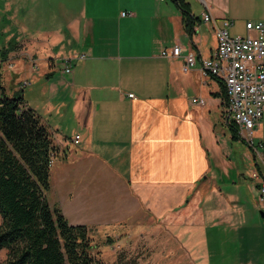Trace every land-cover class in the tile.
I'll use <instances>...</instances> for the list:
<instances>
[{"label":"crops","instance_id":"1","mask_svg":"<svg viewBox=\"0 0 264 264\" xmlns=\"http://www.w3.org/2000/svg\"><path fill=\"white\" fill-rule=\"evenodd\" d=\"M1 1L0 17L5 14L8 25L3 32L11 44L0 83L12 95L23 72L28 86L44 94L46 116L30 107L52 135L54 160L75 166L59 202L66 217L75 214L68 223L102 229L141 216V234L179 231L182 240L147 243L158 249L157 264H264L258 180L236 168V180L227 182L230 192L214 181L211 156L227 159L222 164L228 173L227 146L234 141L230 134L225 138L223 87L198 64L184 72L182 55H161L179 45L198 63L209 58L216 47L214 24L228 19L231 27L245 29L247 21L264 22V0H183L197 18L191 33L173 0ZM204 13L209 22L202 20ZM74 54L84 57L70 73H61L59 60ZM60 88L70 94L67 116L63 102L53 103ZM53 111L71 120L73 136L65 134L68 123L47 117ZM258 122L263 125L264 115ZM261 125L255 126L256 138L264 137ZM75 135L77 148L71 146ZM102 199L110 203L96 210ZM208 229L222 231V239L209 240ZM227 242L234 250L228 251Z\"/></svg>","mask_w":264,"mask_h":264},{"label":"trees","instance_id":"2","mask_svg":"<svg viewBox=\"0 0 264 264\" xmlns=\"http://www.w3.org/2000/svg\"><path fill=\"white\" fill-rule=\"evenodd\" d=\"M173 1L191 33L197 18L183 0ZM8 50H0V69ZM227 124L231 140L246 144L234 122ZM57 154L40 115L19 91L8 95L0 83V251H6L0 264H104L93 252L90 228L69 224L61 209L48 203Z\"/></svg>","mask_w":264,"mask_h":264},{"label":"built area","instance_id":"3","mask_svg":"<svg viewBox=\"0 0 264 264\" xmlns=\"http://www.w3.org/2000/svg\"><path fill=\"white\" fill-rule=\"evenodd\" d=\"M121 15L126 13L122 12ZM202 20L209 22V14L204 13ZM231 26L232 22L228 19H224L220 25L214 24L216 47L209 58H202L199 63L194 53L183 54L179 45L164 49L161 55H182L184 72L198 64L203 73L222 82L227 117L236 125L239 136L245 141L255 161L251 177L258 180V202L264 213V176L260 172V168L264 169V137L256 138L254 134L256 122L264 115V22L247 21L244 35H230ZM83 57V54L62 57L59 60L60 72L70 73L74 62ZM31 68L35 69V64ZM29 83L28 80H23L20 87L24 88ZM191 101L204 104L202 99L192 98ZM72 142L78 143L79 135H75ZM256 163L258 167L255 166Z\"/></svg>","mask_w":264,"mask_h":264},{"label":"rangeland","instance_id":"4","mask_svg":"<svg viewBox=\"0 0 264 264\" xmlns=\"http://www.w3.org/2000/svg\"><path fill=\"white\" fill-rule=\"evenodd\" d=\"M3 5L2 1L0 0V7ZM7 17L5 14H2L0 17V50L4 47L8 48L10 46V40L6 38V33L3 32L4 28H7L8 25L6 23ZM246 33L245 29L242 25L236 24L233 27L229 29L230 35H244ZM65 56V55H64ZM72 56V55H71ZM67 57V56H66ZM4 70H8L10 72V69H7V66L3 64ZM5 73H0L1 79L4 78ZM8 77L7 73L5 75ZM16 77V76H15ZM14 77V80H15ZM18 78L15 81V84L18 85L19 94L23 95L24 101L28 102V106H35L36 108H39V112L46 116V110H44L41 105L44 102V94L38 91L37 86H34L31 88L30 86L21 88L20 83L24 79V73H19L17 76ZM28 78H31L28 76ZM2 87H4L2 85ZM11 89V88H10ZM7 92V90H5ZM13 91V89H12ZM7 94H11L7 92ZM60 102H63L64 105L61 109V112L63 114H67L70 111V94L67 89H59L54 94V101L53 103L58 106ZM46 112V113H45ZM64 115H62L63 117ZM69 116V115H68ZM47 117L50 118L51 121L55 120L57 122H63L66 125L65 134L68 138L74 135L75 130H73V125H71V120L60 118V116L57 115L56 111L50 112L47 114ZM70 117V116H69ZM65 118V117H64ZM259 121V120H258ZM256 122V126L260 124V122ZM258 133L263 132L264 134V122L261 127H259ZM228 134L229 131L225 130V138L228 140ZM222 140V139H221ZM73 148H77L76 144L71 145ZM227 149L229 150V158L231 162L229 161V165H227L226 169L228 173L223 174L224 170V164L223 161H226L224 157H219V159L211 156V162L213 166V170L215 172L216 179L214 178V181L216 180L218 186L226 192H230V185L227 184L230 180H236L237 173L236 168L240 170L248 180H254L255 178L251 177L252 172L254 171L253 166V159L249 157L250 152L248 150V147L239 140H234L232 146L228 144ZM228 163V162H227ZM70 169V170H69ZM75 169V166H66L64 163H61L59 159L54 160L52 163V166L50 168V188L47 192V200L50 206L56 205L59 207V202L62 201L63 197V191L64 186L69 179H71V176L73 174V171ZM263 169V168H262ZM225 172V171H224ZM264 172V169H263ZM64 176V177H63ZM213 184V183H212ZM213 201V200H212ZM211 201V202H212ZM210 202V203H211ZM110 201L106 199H102L100 203H98L95 206L96 210H103L109 204ZM60 208V207H59ZM61 209V208H60ZM68 212V211H67ZM90 212V211H89ZM88 212V213H89ZM263 212V211H262ZM64 214V213H63ZM65 215V214H64ZM67 220H75V214L72 211L67 213ZM260 215V214H259ZM261 220L264 222V217H261ZM140 222V223H138ZM144 218L141 216L139 219L132 222H126V223H120L118 224H107L102 229L100 228H90V236L94 243V249L93 252L97 255V257L104 263V264H157L156 261H154V254L157 248H154L153 244H147L151 240L154 242L155 240H161V239H168L169 241L173 240H182V237L179 234V231H175L173 234L167 231H161L158 233L150 234V233H143L141 234L139 232L140 228H143L144 226ZM147 224L152 223L154 224V219H151L149 221L147 219ZM150 234V238H148ZM177 234V235H176ZM217 235L219 236V239H222V231L220 232H214V230L208 229V239L212 240V238H217ZM227 235V234H226ZM222 243V242H221ZM211 245V243H210ZM227 248L229 250H234L230 246V243L227 242ZM211 247V246H210ZM222 250V247L220 248ZM6 257V251L1 250L0 251V262L3 261ZM221 260L222 258H218Z\"/></svg>","mask_w":264,"mask_h":264},{"label":"water","instance_id":"5","mask_svg":"<svg viewBox=\"0 0 264 264\" xmlns=\"http://www.w3.org/2000/svg\"><path fill=\"white\" fill-rule=\"evenodd\" d=\"M260 214H261V216H264V213H263L262 211H261V213H260Z\"/></svg>","mask_w":264,"mask_h":264}]
</instances>
